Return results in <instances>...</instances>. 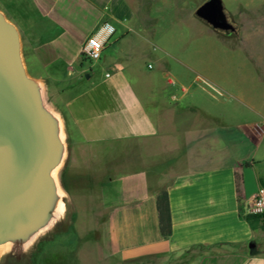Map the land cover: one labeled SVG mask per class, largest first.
<instances>
[{"label":"crops","instance_id":"crops-1","mask_svg":"<svg viewBox=\"0 0 264 264\" xmlns=\"http://www.w3.org/2000/svg\"><path fill=\"white\" fill-rule=\"evenodd\" d=\"M0 10L19 31L26 71L63 120L67 152L58 180L71 206L68 234L85 209L94 213L91 229H104L92 244L104 264H264V229L243 217L250 193L264 186V124L214 110L235 98L264 120L245 100L242 78L206 75L185 61L192 73L163 71V50L127 46L123 21L137 12L123 0H0ZM223 10L232 31L191 12L183 17L223 41L234 38L237 50L262 62L256 34L264 15ZM104 21L115 31L90 62L83 43ZM246 144L253 149L243 152ZM161 190L170 208L167 237L156 208ZM73 242L50 246L78 252L68 255L76 262L84 242Z\"/></svg>","mask_w":264,"mask_h":264},{"label":"water","instance_id":"water-1","mask_svg":"<svg viewBox=\"0 0 264 264\" xmlns=\"http://www.w3.org/2000/svg\"><path fill=\"white\" fill-rule=\"evenodd\" d=\"M222 0H206L195 14L232 31ZM67 152L63 120L41 81L26 71L17 27L0 10V247L20 259L43 233L60 224L68 200L59 180ZM251 252L255 241L248 243Z\"/></svg>","mask_w":264,"mask_h":264},{"label":"rangeland","instance_id":"rangeland-1","mask_svg":"<svg viewBox=\"0 0 264 264\" xmlns=\"http://www.w3.org/2000/svg\"><path fill=\"white\" fill-rule=\"evenodd\" d=\"M206 0H123L125 4L131 7L133 14L137 13L131 20H124L129 26L132 43L127 44L138 47H147L153 53L164 51L163 71L192 73L186 67L182 66L180 61L194 63L203 74H210L216 77L235 79L242 78L239 83L245 100L257 105L258 109L264 112V26L256 34L258 51L261 54L262 62L252 57L249 53L237 50V40L234 38L219 39L213 33L203 31L202 28L191 26V19H184L190 12L195 14V8ZM225 9L231 13L243 10L247 15L259 11L264 15V0H222ZM140 17L144 19L143 25L139 22ZM119 30V28H118ZM141 31L147 38V42L140 41L135 32ZM138 50V49H137ZM135 51V50H134ZM222 108L228 115L226 118L245 119L254 118L258 123L264 124L262 117L253 114L249 105L245 106L235 98H230L225 104L215 105L214 110ZM252 118V119H253ZM248 147V149H247ZM253 149L248 144L245 145L243 152ZM264 151V143H261L260 153ZM83 211V212H82ZM74 218L73 229L70 234L67 229L71 222V206H69L65 219L52 228L41 234L26 254L20 259H12L0 250V264H104L99 260V251L96 240H103L105 237L104 229H98L93 221V212L91 215L85 213V209ZM91 218V219H90ZM103 222V220H101ZM264 223V219H261ZM261 223H259L260 228ZM95 225V226H94ZM90 227V228H89ZM91 227H93L91 229ZM264 229V228H262ZM68 234V235H67ZM259 234V233H258ZM264 236V234H263ZM63 239L64 243L73 242L76 239L83 241L80 254L85 257L79 260H69L72 253L71 249L66 247L59 248L56 251L50 246L51 241ZM260 243V236H256ZM109 264V262L107 263ZM123 264H130L123 262Z\"/></svg>","mask_w":264,"mask_h":264},{"label":"built area","instance_id":"built-area-1","mask_svg":"<svg viewBox=\"0 0 264 264\" xmlns=\"http://www.w3.org/2000/svg\"><path fill=\"white\" fill-rule=\"evenodd\" d=\"M115 31L114 26L108 22H102L96 31L92 32L85 40L82 46V56L91 61L99 59L102 49L105 46L110 35ZM264 212V186L259 185L252 191L246 200L244 214L263 213Z\"/></svg>","mask_w":264,"mask_h":264},{"label":"trees","instance_id":"trees-1","mask_svg":"<svg viewBox=\"0 0 264 264\" xmlns=\"http://www.w3.org/2000/svg\"><path fill=\"white\" fill-rule=\"evenodd\" d=\"M156 208L158 214V223L160 228V234L163 237H167L171 230V219L169 214V201L167 192L165 190L158 191L156 196ZM244 219L250 224L253 225L254 223L259 224L261 223V219H264V212L263 213H247L243 215ZM261 227L264 228V223H261Z\"/></svg>","mask_w":264,"mask_h":264},{"label":"bare ground","instance_id":"bare-ground-1","mask_svg":"<svg viewBox=\"0 0 264 264\" xmlns=\"http://www.w3.org/2000/svg\"><path fill=\"white\" fill-rule=\"evenodd\" d=\"M9 248H8V246H1L0 247V250H4V251H6V250H8ZM2 255V253L0 252V256Z\"/></svg>","mask_w":264,"mask_h":264},{"label":"flooded vegetation","instance_id":"flooded-vegetation-1","mask_svg":"<svg viewBox=\"0 0 264 264\" xmlns=\"http://www.w3.org/2000/svg\"><path fill=\"white\" fill-rule=\"evenodd\" d=\"M10 258V260H12V258L11 257H9Z\"/></svg>","mask_w":264,"mask_h":264}]
</instances>
